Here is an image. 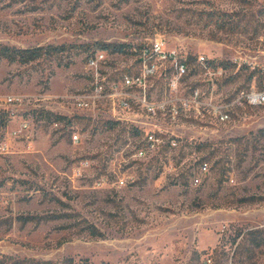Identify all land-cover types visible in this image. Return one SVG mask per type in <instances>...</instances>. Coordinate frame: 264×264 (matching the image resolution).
<instances>
[{
  "label": "rangeland",
  "instance_id": "374dc122",
  "mask_svg": "<svg viewBox=\"0 0 264 264\" xmlns=\"http://www.w3.org/2000/svg\"><path fill=\"white\" fill-rule=\"evenodd\" d=\"M156 36L226 64L213 85L190 64L178 95L198 86L203 101L229 118L204 107L176 123L161 119L178 145L140 158L143 138L132 127L106 122L105 106L82 109L71 96L89 84L94 48H129ZM0 44L65 46L30 62L0 56V96L27 100L6 132L29 121L0 154V264H9L4 255L56 264L66 257L76 264H264V249L238 261L232 243L238 228L264 227V102L246 95L264 86V0H0ZM131 60L115 53L106 68ZM166 82H156L154 97L169 95ZM55 115L63 116L57 124ZM84 220L105 236H88Z\"/></svg>",
  "mask_w": 264,
  "mask_h": 264
},
{
  "label": "built area",
  "instance_id": "2783aa9c",
  "mask_svg": "<svg viewBox=\"0 0 264 264\" xmlns=\"http://www.w3.org/2000/svg\"><path fill=\"white\" fill-rule=\"evenodd\" d=\"M128 52L132 57L131 62L113 72L106 67L112 63V54L121 52L113 53L104 48L91 52L87 58L89 84L71 98L82 109L96 110L105 106L108 110L106 120L138 129L143 138L135 148L138 157H145L148 152L166 144L178 145V136L169 127L165 128L159 121L161 119L176 123L184 111L204 107L216 119L225 121L229 118V113L218 104L203 101L204 94L198 86L192 89L188 97L178 95L183 78L189 74L191 57L195 58V63L205 74L207 84L215 83L221 67L211 62L213 58L204 54L193 56L184 46H170L163 36L134 43ZM159 79L167 80L166 89L169 92L162 98L153 95ZM246 95L251 103H263L264 86L260 91L253 90ZM26 102L24 96H0V154L8 151V135L20 134L28 128L29 121L23 119L16 130L6 132L16 116V108ZM72 137L75 142L80 140L78 133H73ZM201 168L207 170L208 163L203 162ZM194 181L198 183L200 178L195 177Z\"/></svg>",
  "mask_w": 264,
  "mask_h": 264
},
{
  "label": "trees",
  "instance_id": "16d2710c",
  "mask_svg": "<svg viewBox=\"0 0 264 264\" xmlns=\"http://www.w3.org/2000/svg\"><path fill=\"white\" fill-rule=\"evenodd\" d=\"M65 46L61 45H46V46H34V47H17L10 46L7 44H0V56L8 59L9 61H20V62H30L35 59H38L42 55L54 53L60 49H64ZM98 48L108 49L111 52H121L126 53L129 51V48L124 46V44H101L100 46L94 48L92 52ZM194 57L190 58V64L195 63ZM213 64L219 67H226L225 63H217L216 60L211 61ZM260 79L264 81V71H260L259 75ZM49 113V112H47ZM63 116L55 115L53 122H59L60 118ZM106 122L110 124H117L120 122L107 120ZM134 133L137 135H141L138 129H134ZM260 132L264 134V128L260 129ZM37 219H41L42 217H36ZM35 219L34 216H26L24 217V221ZM83 231L87 233L88 236L94 238H102L105 236V233L98 228L95 224L89 222L88 220H84ZM232 243L236 245L235 251L233 253V257L238 261L249 260L254 257L258 250L264 249V227H255V228H238L236 233L233 236ZM217 250V248H216ZM199 252L195 251L191 257V261H195L199 259ZM4 259H6L9 264H56L53 260H39L34 258H20L15 256L4 255ZM62 264H76L75 259L73 257L64 258Z\"/></svg>",
  "mask_w": 264,
  "mask_h": 264
}]
</instances>
